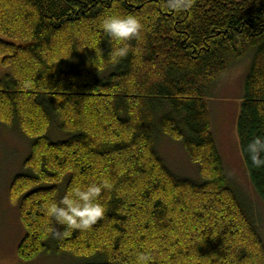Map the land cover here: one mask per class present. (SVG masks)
I'll use <instances>...</instances> for the list:
<instances>
[{"label": "trees", "instance_id": "trees-1", "mask_svg": "<svg viewBox=\"0 0 264 264\" xmlns=\"http://www.w3.org/2000/svg\"><path fill=\"white\" fill-rule=\"evenodd\" d=\"M106 13L144 25L118 60L99 28ZM248 55L237 136L264 204V166L245 151L264 139V0H191L181 11L167 0H0V61L9 69L0 79V125L29 143L9 188L25 230L18 257L264 264V243L229 185L207 105L229 66ZM54 125L64 139H51ZM159 135L182 144L198 181L167 169L155 150ZM93 184L105 208L94 224L68 228L49 215V203Z\"/></svg>", "mask_w": 264, "mask_h": 264}, {"label": "rangeland", "instance_id": "rangeland-1", "mask_svg": "<svg viewBox=\"0 0 264 264\" xmlns=\"http://www.w3.org/2000/svg\"><path fill=\"white\" fill-rule=\"evenodd\" d=\"M251 63L250 55L229 66L225 75L214 85L207 101L210 127L222 158L228 182L239 193L255 222L264 243V204L250 183L241 155L237 121L243 101L245 80ZM9 73L0 61V79ZM53 140H62L63 134L54 125L50 132ZM155 150L167 169L179 178L198 181L197 166L183 146L159 135ZM29 152L28 141L15 129L0 125V264H83L72 256L42 252L30 261L17 255V248L25 230L20 222L18 207L10 201L9 188Z\"/></svg>", "mask_w": 264, "mask_h": 264}, {"label": "clouds", "instance_id": "clouds-1", "mask_svg": "<svg viewBox=\"0 0 264 264\" xmlns=\"http://www.w3.org/2000/svg\"><path fill=\"white\" fill-rule=\"evenodd\" d=\"M190 6L191 0H167V7L175 11ZM99 28L112 40L114 47L110 56L113 60H118L128 55L131 48L129 42L140 38L144 25L133 15L106 13L99 20ZM95 52L97 57V52L102 51L97 49ZM245 151L253 166L257 168L264 166V158H262L264 139L256 137L247 145ZM103 187L108 188L110 185L105 181ZM101 191V186L95 184L88 186L86 190L73 188L66 193L59 205L54 202L49 203L48 213L54 216L59 224L68 228L86 229L104 216V206L96 202Z\"/></svg>", "mask_w": 264, "mask_h": 264}]
</instances>
